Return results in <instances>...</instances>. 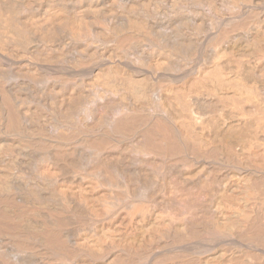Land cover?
Listing matches in <instances>:
<instances>
[{"label": "bare ground", "instance_id": "6f19581e", "mask_svg": "<svg viewBox=\"0 0 264 264\" xmlns=\"http://www.w3.org/2000/svg\"><path fill=\"white\" fill-rule=\"evenodd\" d=\"M0 264H264V0H0Z\"/></svg>", "mask_w": 264, "mask_h": 264}]
</instances>
